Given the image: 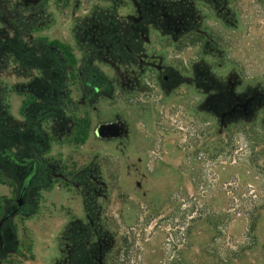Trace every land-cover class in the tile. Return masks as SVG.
Here are the masks:
<instances>
[{"label": "rangeland", "instance_id": "1", "mask_svg": "<svg viewBox=\"0 0 264 264\" xmlns=\"http://www.w3.org/2000/svg\"><path fill=\"white\" fill-rule=\"evenodd\" d=\"M156 1L185 14L177 33L165 22L166 36L154 14L137 40L140 56L155 53L178 76L170 85L156 65L122 58L142 0H47L37 14L24 10L25 43L56 42L63 52L61 62L17 71L0 59V220L27 173L5 150L38 161L24 208L4 227L13 248L0 264H264V126L223 143L211 114L195 108L191 82L198 64L209 74L237 68L264 86V0H217L214 11L211 0ZM95 28L107 32L93 36ZM47 63L55 80L40 77L43 90L28 93L34 105L21 107L28 95L18 85L38 82ZM83 68L109 90L84 102ZM67 83L76 108L66 106Z\"/></svg>", "mask_w": 264, "mask_h": 264}, {"label": "flooded vegetation", "instance_id": "2", "mask_svg": "<svg viewBox=\"0 0 264 264\" xmlns=\"http://www.w3.org/2000/svg\"><path fill=\"white\" fill-rule=\"evenodd\" d=\"M46 1L47 0H33L30 4H26V6H24V0H0V32L3 38L1 41L0 59L5 67L9 64H14L16 67L15 70L17 71L19 67L21 69L24 67L29 68L30 65L38 67L48 59L56 61V59L59 58V61L61 62L59 54H61L63 50L56 42H49L46 46H40L38 39H32L31 42L25 43L23 37L25 29L23 24V16L25 14L24 10L27 9L30 15L37 14L40 7L41 10L45 8ZM216 1L217 0H211L212 11L215 10ZM151 5L152 8H149L148 6ZM157 5L158 3L156 0L150 3L148 0H142V4H140L141 8L138 9L139 14L135 20L137 23L130 26L133 30H129L131 33L129 39H134V41L131 45L126 47L128 48V53L122 58L128 65H156L157 70H155L158 72L157 74L159 79L164 84L170 85L176 80V78L178 79V76L176 77L173 73L165 70L164 66H162L163 69H161L159 63H157L158 61L154 62L156 56L155 53L148 54V56L144 57L140 56L142 53L140 50L142 45H140L137 40H140V42L143 41L142 34H144V29L147 27L143 21H146L154 14H162V20L164 22L163 25L159 27L162 31V35L164 36H166L165 31H167L165 22L172 21L170 22L171 24L174 23L172 30H176V33L177 31L184 29L183 24L185 22V14L179 13L175 14L173 17L170 9H165L167 12L164 13L162 5L160 8H157ZM185 13L190 15L191 10H188ZM171 17H173V20H170ZM104 32H107V30L95 28L91 31V35L96 36L97 34H104ZM178 43L179 45L184 44L182 40H179ZM213 50L214 47L211 42V53ZM64 60L67 62L69 58L65 56ZM133 67L134 66L129 67L128 69V76L131 79L128 81L131 82L128 86L134 84L131 77L134 76V72H136V70L131 69ZM192 69V85H194L197 90V97L201 95V102L197 100L195 108L198 110L202 108L211 114V118L213 119L211 121V126L216 129V132L223 134V143H240L241 139L246 137L247 129L250 124L260 122L261 125L264 126V86L261 79H249L241 71H238L237 68H232L225 74H216L213 72H211V74L206 73L203 65L198 64H196V66H192ZM84 70L85 68L81 69V72L77 76L80 77L79 80L82 82V85H80L78 89L80 91H85L86 94H84V98H88L83 99L85 102L94 96L105 94L109 90L110 83H108L101 74L97 72H84ZM45 71L46 72L43 74L41 72L35 74L36 78H33V80H38L35 84L30 81L26 83L27 85L23 83L19 84L18 86L21 88L20 93L25 91V96H27L28 93L30 94L33 90L37 92H39V90H43L40 89L39 86V81H41L40 77H43V75L49 77L48 80L50 82L55 80L58 72L53 70V64L47 63V69ZM65 75L66 80L70 83V80H72L71 78H73L76 74H73L68 70ZM69 83L65 84V88H67V91L65 92L66 106L69 108H76L77 104L72 99V92L70 90L71 88ZM199 89L204 93L199 94ZM28 97L29 95L27 96V101L25 103L23 102L25 98L21 101V107L26 105V107L30 108V106L34 105L32 100L29 102ZM102 132L104 134L115 133L116 127H103ZM8 135H11V132H9ZM237 137H239L240 140H237ZM4 154L8 156L7 158L10 162L17 163L23 169H27V173L24 175L23 182L19 189L16 207L13 211L4 216L6 217L9 215V217L6 218L0 226V259L7 253L11 252L13 248L10 245L13 236L8 233L4 227L13 215L20 212L24 208L25 194L31 181H33L34 177L38 173V161L35 158H27V156H21L19 158L9 156L10 152L8 150H5ZM19 198L22 200L21 204L18 202Z\"/></svg>", "mask_w": 264, "mask_h": 264}, {"label": "water", "instance_id": "3", "mask_svg": "<svg viewBox=\"0 0 264 264\" xmlns=\"http://www.w3.org/2000/svg\"><path fill=\"white\" fill-rule=\"evenodd\" d=\"M21 198H19V200H18V202H19V204H21ZM9 217V215H7L6 217H4L1 221H0V226H1V224H2V222L6 219V218H8Z\"/></svg>", "mask_w": 264, "mask_h": 264}]
</instances>
